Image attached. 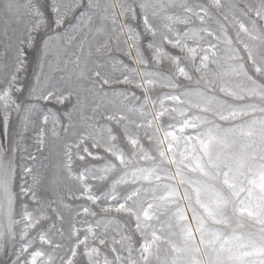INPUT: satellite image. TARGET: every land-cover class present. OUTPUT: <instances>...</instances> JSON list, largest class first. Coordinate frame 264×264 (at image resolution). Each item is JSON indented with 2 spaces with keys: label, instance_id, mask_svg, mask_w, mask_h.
I'll list each match as a JSON object with an SVG mask.
<instances>
[{
  "label": "snow or ice",
  "instance_id": "snow-or-ice-1",
  "mask_svg": "<svg viewBox=\"0 0 264 264\" xmlns=\"http://www.w3.org/2000/svg\"><path fill=\"white\" fill-rule=\"evenodd\" d=\"M0 264H264V0H0Z\"/></svg>",
  "mask_w": 264,
  "mask_h": 264
}]
</instances>
